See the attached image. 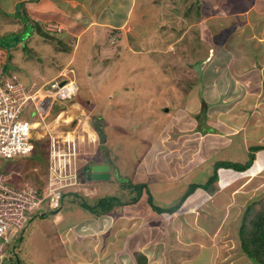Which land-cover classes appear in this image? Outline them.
<instances>
[{"label":"rangeland","instance_id":"1","mask_svg":"<svg viewBox=\"0 0 264 264\" xmlns=\"http://www.w3.org/2000/svg\"><path fill=\"white\" fill-rule=\"evenodd\" d=\"M190 1L148 0L150 11L145 14L148 17L147 20L141 21L140 13L135 12L131 20L134 25H129L126 34H123V31L108 30L106 31L107 43L102 46L101 50L93 52V50L82 48L81 56L74 55L79 52V48L76 46L77 37L72 38L71 36L72 39H68L59 35L60 31L50 32L46 27H52L51 24L40 25L42 33L36 29L38 39L45 44L48 43L54 52L52 55V53L46 54L42 50L41 54L43 55H40L42 62L48 63V69L64 70L61 79H72L76 81L79 88L77 96L69 102L62 103L60 108L55 107L51 112V117L47 118L45 123H48V128H57L58 131L76 129L75 135H83L84 143L80 144V149H76L81 153V160L84 162L94 160L101 154L99 157L106 158V161L118 167L119 172L116 170L114 174L120 184L111 187L110 190L118 197L117 200L126 199L124 202H128L130 199L127 198H131L133 195L137 196L140 192L142 197H147L148 189L138 191L131 173L128 174V170L133 171L132 165L138 162L139 158H144L142 157L144 154L148 156L150 153L156 157V160L164 159L167 153L173 150V147L181 145L184 148L182 153L188 157L190 148L196 144L197 155L199 154L197 159L204 158L209 161L219 158V160H229L224 162H232V154H234L232 146L230 149L226 148L227 152H223L224 149L220 152L219 140L216 141V139L220 138L227 142L228 138L235 136L234 139L239 140L238 135L243 136L245 132L252 131V126L260 127L264 132V0H195L196 4L190 7L191 13H189ZM21 7L17 9L14 17L21 21L22 31L19 35L23 40L21 49H24L27 46L28 38L33 34V26L26 23L28 20L20 13ZM14 17H12L13 20H15ZM47 32L51 33V38L43 35H46ZM3 40L8 44L11 43L8 37L4 39L0 36V42ZM60 43L65 44L69 49L66 51L57 50ZM210 49L214 50L215 56L211 60V64H209L210 62L205 64ZM226 50H230L233 57L240 59L239 64H242V59L250 61V63L245 62L241 65L243 67L240 68L239 73L236 66L233 65L234 70L231 73L234 75L236 72L235 78H238L237 80L241 84H237L236 80L233 83L230 78V70L233 67L230 56L227 60L224 59L226 58L224 54L227 55ZM11 51L13 53L10 58H17V52L14 49ZM217 51H220L219 54L216 53ZM24 52L29 54L28 48ZM25 53L21 51L19 53L23 60L27 57ZM59 53L62 57L58 55ZM90 53L93 55L87 57V54ZM224 60L227 61V64L225 62L223 64ZM25 61L27 62V60ZM196 64L201 66V76L195 67ZM209 70L213 74H209ZM15 71L20 73L17 69ZM23 73L21 72L20 75ZM216 75L222 80L216 83L219 86L217 89L211 86ZM206 82L207 84H205ZM40 86L38 85V87ZM245 86L247 92H244L246 94L244 99H239L235 103L236 98L227 97L230 92L229 88L236 90L235 92L239 95ZM120 91L127 92L129 97L124 101L130 100L129 103L132 102L133 109L131 110V104L127 107L128 110L120 109V116L125 115V117L120 119L116 117L117 120L114 122L108 119L109 115H106V111L103 110L105 107L102 109V106H105L102 104V99L106 98V93L112 96L108 99L109 102H112L109 103L110 105L108 104L109 112H111V108H115L113 102L117 98L120 100ZM228 105L232 107L228 109ZM143 108H147L150 113L154 111V115L144 116L142 113L146 111ZM222 108L225 109L222 110ZM233 109L234 111H232ZM24 116L27 119H35L34 115L32 118L30 117L29 111ZM142 117L145 118L142 119ZM200 119L205 120L207 125L214 129L206 143L204 137L201 138L198 135ZM127 121L128 124L124 125ZM58 122L60 123L57 124ZM136 122L144 124L142 131L138 127L140 124L138 125ZM115 123L123 126L125 133L122 130L116 131ZM133 123L136 128L131 129V132L130 129L127 131V127ZM99 130L106 133L102 140L97 134ZM135 130L138 134L133 136L132 131ZM155 132H157V139L156 134L154 135ZM227 132L228 137H224L223 134ZM107 136L110 141L114 139V150L113 147L111 149L108 147L107 141H103ZM62 137L56 138L58 146H61L59 141H63ZM89 137L94 142H90ZM68 139L76 140L73 136ZM214 142L218 143L216 144L217 148L213 145ZM190 143L191 145H189ZM63 145L68 146L67 143ZM209 147H213V149L209 150ZM222 152L224 153L223 157L221 156ZM118 153L122 155L120 158L127 166L125 169L123 168L125 173L122 172V167L119 164ZM139 163L141 162L139 161ZM8 166L13 171V176L17 175L19 182L29 181L36 184L38 183L36 177L40 181L44 178L48 168L43 160H39L38 156L13 160L0 156V170ZM171 168L173 169V166ZM113 170L112 168V172ZM176 170L178 179L174 180V183H180L186 187L190 183L199 184L202 180L201 167L189 174L188 171L185 174ZM120 171L124 174L121 175ZM114 174H112L111 182L115 184ZM120 175L121 179L118 178ZM171 176L168 173L164 177L170 181L169 177ZM155 177L159 178L160 175L157 174ZM263 180L251 183L250 187L249 184L244 186L242 179L240 184L239 181L233 184L236 191L240 193L235 194L234 197L229 194L232 198L228 204L231 205L227 210L223 206V208L221 207L228 215L225 220L223 217L220 219L219 223L221 226L223 224V227L220 233L214 236L217 241L202 252V254L213 253L216 257L215 264H229V259L226 258L225 261L222 259L225 255L237 259L244 257L241 260H245L244 264H253V262L247 261L249 257L241 248L240 241L237 239V230L246 207L264 199ZM86 186V191L81 189L67 194L64 199L66 208L85 212L89 209L83 205L84 202L90 205L95 204L92 200L98 196L97 192L94 187ZM108 189L102 187V190H106L103 192L104 196H112ZM153 193L156 195V192ZM214 203H218L216 198ZM157 205L162 206L160 203ZM59 213L60 211H52L36 216V219L28 224L27 230L23 234V243L22 240L18 242L19 248L16 253L19 257L15 259V255L11 251L9 257H13L14 260L6 258L3 264H69L68 261L72 264H100L99 261L104 260L105 256L103 253L98 256L94 252L96 247L93 242L95 234L92 232L94 217L88 216L83 219L80 225L77 222L73 232L61 234L62 231L59 232V227H55L52 222L53 216ZM203 213L201 212V214ZM76 216L79 217V215ZM76 216L66 218L60 228L64 229L69 226L66 224H73ZM181 219H186V217L182 214ZM102 223H107L106 230L110 232L112 227L106 218H103ZM140 224H136L135 229H139L142 225ZM78 225L79 227H77ZM36 226L39 232L36 231L37 235L34 237V235H30V232ZM91 227V230H86ZM77 229L81 230V235H87L84 241L69 240L70 235L79 234ZM117 232L119 237L122 231ZM62 235L65 240L62 239ZM168 237L170 238V235ZM168 237L165 233L163 243L167 248L163 249H167L169 252L167 250L166 253L156 251V248L149 252L153 259L155 257L159 259L158 264H166L165 257L175 253L172 246L170 248L165 243ZM120 238L118 241L121 240ZM229 241L231 242L229 251H227L224 246L226 244L228 246ZM117 244H115L116 248L112 250L109 248L103 250L108 257L120 259L129 253L134 260H137L136 256L141 254L135 253L129 244L119 248H117ZM81 245H85V247ZM81 249L84 252H81ZM68 257L71 260L65 259Z\"/></svg>","mask_w":264,"mask_h":264},{"label":"crops","instance_id":"2","mask_svg":"<svg viewBox=\"0 0 264 264\" xmlns=\"http://www.w3.org/2000/svg\"><path fill=\"white\" fill-rule=\"evenodd\" d=\"M20 6H22L20 10L25 12V14H27L30 17L31 19L30 24L32 23V21L36 22L39 25L51 24L52 25L51 29H48V27L46 26L45 27L48 30H51L52 32L60 31L59 35H62L63 37L65 36L68 39H70L71 36L72 38L77 37L76 46L79 48V52L74 53V55L76 54L79 56H81L80 53L81 51H83L82 48L88 49L89 51L93 50V52L95 51L98 52L99 50H101L102 46L107 43L108 37H106L107 34L106 31L108 30L123 31L124 32L123 34H126V32H128L127 29L129 28V25H134L133 23H131V20L135 12L140 13L139 19L141 21H145L148 18L147 15L145 14H147L148 11H150L148 0H143L142 2L140 0H0V36L4 37L5 39L6 36L8 35L11 34L16 35L22 31L21 21L17 17H14L15 13L17 12V9ZM257 6L259 5L257 4ZM12 17H14L15 20H13ZM32 26H33V34L31 35L30 38H28L27 46L24 47V49H21L22 48L21 44H23V42L18 43L14 47L15 52H17V56H16L17 58H12V64L14 66L12 68L15 70L17 69V71H19L20 73L24 72L23 75H20V73L18 74L20 75V77L22 76L21 77L22 82L24 83L26 88L30 90L34 89L35 87L37 88L38 85L47 86L55 81H59L61 80V77L63 76L64 73V70L62 69L61 70L48 69V63L42 62V58L40 56L43 55L41 54L42 50H44L46 54L52 53L53 55L54 52L51 50L48 43L45 44V42L40 41L38 39L36 32L37 27L35 25ZM88 38L89 40H87ZM26 48H28L29 54H26L24 52ZM20 51L22 53H25V55H27V57L24 58L25 60H27V62L23 60V57L19 56ZM219 52L220 51H217L216 53L219 54ZM226 52L227 55L224 54V56L226 57L224 59L227 60L230 56L231 65L232 67L233 65L236 66V70L238 71V73L240 71V68L243 67L241 66L242 64H244L245 62L250 63V61H246L242 59L241 61L242 64H239L240 59L233 57V54L230 50H226ZM92 53L87 54V57L93 55ZM58 55L62 57L61 53H59ZM214 56H215L214 50L210 49L208 53V58L205 59V64H208L209 62H210L209 64H211L212 63L211 60H213ZM77 60L79 61V59ZM214 60L217 61V59ZM225 60L223 61V64L225 63L227 64V61ZM23 61L25 64L23 63ZM233 70L234 67L232 68V70H230V73ZM235 73L236 72H234V75H232V73L231 76L229 75L231 80L233 81V83H235L236 80L237 84H241L239 80H237L238 78H235L236 76ZM209 74H213V73H211V71L209 70ZM214 77L216 78L213 79V84H211V86H213L212 88L217 89V87L219 86L216 83H219L222 80L220 79V77H218V75ZM242 79L244 78L242 77ZM233 83L232 85H234ZM205 84H207V82ZM259 87L260 86L258 85V88ZM229 91L230 92L229 94H227V97L236 98L237 101H234L235 103L238 102L239 99H244L243 97H246V94L244 93L245 91L247 92L246 86L244 89H242L239 95L237 92H235L236 90H234L233 88L232 89L229 88ZM126 93L127 92L120 93V97H119L120 100H117L118 99L117 98L116 101L113 102L115 103V108L110 107L111 112H109L108 106L110 105L109 103L112 102H109L108 99L112 98V96L111 95L109 96V94L106 93L107 99L106 98L102 99L103 101L102 104H105V106H102V109L105 107L103 110L106 111L105 112L106 115L107 114L109 115L108 119H111L115 122L117 118L120 119L122 117H125V115L120 116V109L128 110L127 107L130 104H131V110L133 109L132 102L129 103L130 100L127 102L124 101L126 98L129 97L128 94ZM62 105H63L62 103H56L53 109L55 107L60 108ZM229 105H228V109L232 107V106L229 107ZM224 109L225 108H222V110ZM143 110H145L146 112H143L142 114L146 117H150V115H154L153 113L154 111L150 113L147 110V108H143ZM232 111H234V109ZM143 118L145 117H142V119ZM134 123L127 127L128 128L127 131L130 129L131 132V129H133L134 127L136 128V125H134ZM127 124L128 121L124 125ZM137 124L139 125L140 123ZM199 125L200 126H199L198 135L201 138L204 137L205 139L204 142L206 143L207 142L206 140L210 136L211 132H214V129L209 127L206 121L202 119H200ZM115 126H116L115 129L116 131L122 130V132L125 133V129L123 126L117 125L116 123ZM142 126L144 127V124L143 125L140 124L138 126L140 127V130L142 129ZM56 129L57 128H47L49 132H47L46 130V132L43 133V134H47V137L43 138L47 141V143L51 141L50 137H53L55 139V143L58 144L56 138L59 139L60 137L63 136L62 138L64 139L67 133H71L73 138H76V140L73 139V142L67 143L69 147H72L74 149L76 148L80 149L81 147L80 144L84 143L83 135L81 134L75 135L77 131L76 129H71L66 131L65 130L58 131ZM148 130H146V133H148ZM156 133L157 132H155L154 135ZM97 134L98 136H100L99 134H104V132L103 131L101 132L99 130ZM132 134L133 136H136L138 133L135 130L134 132L132 131ZM228 135H229L228 132L223 134L224 137H228ZM234 137L235 136L230 137V139L228 138L227 142H224L220 138L216 139V141L219 140V144L218 143L216 144L219 145L220 152L223 149H224L223 152L224 151L227 152L226 148L230 149V147L232 146L234 154H232L231 161L235 163L239 161L245 162L249 157L251 147L253 148L260 145L264 146V132L261 131L260 127L256 128L252 126V131L245 132L243 136L238 135L239 140L234 139ZM106 139H104L103 141L104 142L107 141L108 147L110 149L113 147L114 150V146H113L114 139L110 141L108 140V136ZM156 139H157V134H156ZM89 141L94 142L90 139V137H89ZM62 142L63 141H59V144H61ZM216 144L214 142L213 145L216 147L217 146ZM189 145H191V143ZM122 146L125 147L124 144H122ZM195 146L196 144H194V146L190 148L189 154H187L188 157L182 153L184 148L181 145L173 147V150L170 151V153H167L164 159L156 160V157L154 155H150L149 153V155L147 156L144 154V156L142 155V157L144 158L142 159L139 158V161L142 163V165L138 161L132 165L133 171L128 170L129 172L128 174L131 173V177L133 178V181L136 184H144L147 186L146 188L148 189V191L152 196V202L154 206L161 208L162 206H164L163 208H168L176 205L177 203H179V201L182 199L184 194L187 192L189 186L191 184H197L196 182L190 183V185L185 187L183 184L174 183L178 179V171L176 169H178L180 172H183L185 174L186 171H188L189 174L197 170L198 167H201L202 180L201 182H199V184H205L212 175L215 169V165L217 163H219L220 161L221 162L229 161V160H219V158H217L218 160L210 159L209 161L204 160V158L202 160L197 159L199 158V154L197 155L198 147ZM208 149L209 150L213 149V147L212 148L209 147ZM193 150L195 151L192 153ZM223 152L221 153L222 157L224 155ZM114 153L116 154V152ZM117 155L119 158L122 157L120 153H118ZM99 156H101V154ZM99 156L96 157L94 160L93 159L89 160V162L88 161L84 162L83 160H81L80 164L82 168V173H81L82 174L81 179L83 184L82 187L84 189L87 187L86 185H88V187H94L98 196L92 200L93 203H96L99 199L104 197L114 198L115 203L113 204L115 206L113 208V211H111L108 214H102L97 216L89 211L83 212L74 208H66L64 202L63 207L60 210V213L53 216L54 219L52 218L53 219L52 222L55 227H59L58 228L59 232L62 231L61 232L62 234L64 232L67 233H70V231L73 232V229L75 230L74 228L75 224L79 222L80 225L83 219H86L88 216L94 217L93 219L95 221L92 224L93 229L91 227L90 229H86V230L92 229V232L95 234L93 240L94 245L96 246L94 251L95 254L99 256L101 253H103L104 256L107 258L106 259L104 257V260L99 261L100 264L103 263L158 264L159 259H157L156 257L153 259V257L149 255V252L150 250L156 248L155 249L156 251H163L164 253H166L167 249L166 250L163 249V248H167L166 246H164L163 243L165 238V233L167 237L170 235V238L168 237L165 243L168 244L170 248L172 246L173 251L175 252L168 255V257H165L166 264H215L214 260L216 259V257L213 255V253L202 254V252L204 249H209L212 245H214L215 241H217L214 239V236L217 233H220L223 227V224L221 226V224L219 223L220 219H222L223 217V220H225L228 215L225 213V211L222 208L224 207V209L226 208L225 210H227L229 209V205H231L228 204L229 200L232 198V197L230 198L229 194H231L234 197L235 194L240 193L236 191V187H234L233 184L237 181H239L240 184V180L242 179L243 185L246 186L249 184L250 187L251 183L259 182L264 179V148H263L261 150L255 151V160L252 166L249 169L245 170L244 172H238V171H233L232 169L219 167L217 169L219 175V182L216 184L219 190L216 193L210 194L207 191L199 188L182 202L180 209L177 212L170 215L166 213H159L158 211H156V209H154L149 203L148 194L146 198L142 197L143 196L142 195L135 203H129L123 206L117 205L116 201H122L124 203V201L126 200V199L117 200L118 197H116L114 193L110 191L111 187L120 184L119 181H117L116 176L114 174V172L116 173V170L119 172L118 167L115 164L112 165V163L106 161V158L102 159ZM119 161H120L119 164L122 167V172H124L126 164L124 161L121 160V158L119 159ZM172 166L174 170L171 168ZM112 168L114 169L113 172H112ZM122 172L120 171L121 175L125 173ZM168 173L172 175L171 177H169L170 181L169 179L164 177ZM112 174H114L116 180L115 184L111 182ZM157 174L160 175L159 178L155 177ZM121 175L118 178L121 179ZM109 183L110 185H107ZM244 186L241 187L243 188ZM102 187H106L107 189L109 188L108 191H110L112 196H107V195L104 196L103 192L106 190H102ZM151 190L152 193L156 192V195L154 193L152 194ZM134 197L135 195L127 199H132ZM215 198L216 201L218 202L217 204L214 203ZM158 203H160L162 206H158L157 205ZM204 204L206 205L204 206ZM201 212L204 213L201 214ZM182 214L184 217H186V219H181ZM76 215H79V217L77 218ZM74 216H76L75 217L76 219L73 220V224H66V226L67 225L69 226L64 229L60 228V225L65 223L66 218L74 217ZM103 218H106L108 224L110 223V227H112L110 232L109 230H106L107 223H102ZM34 219H36V217L31 219L29 223L32 222ZM28 224L25 230L19 235V237L15 238V240L11 243V245L8 248L9 255L12 251V254L15 255V259L19 257V255H17L16 253L19 248L18 242L22 240L23 243V234L27 230ZM136 224L141 225L139 229H135L134 226ZM79 225L77 227H79ZM38 226L41 227L40 225ZM36 231L39 232L37 226L34 228V230L30 232V235L31 236L34 235L35 237V235H37ZM117 231H122L121 234L119 235V237H121L120 241H118L119 237L117 236L118 235ZM77 232L79 233L78 235L69 236L70 241L73 239L78 241H84L85 238H87V235L85 236L83 234L81 235L80 229H77ZM62 239L65 240V237L63 235H62ZM115 242L118 243L117 248L129 244V246L134 249L135 253L136 252L141 253L140 256H136L137 260H134L129 253H127L120 259L116 257L114 258L108 257L107 253L104 252L103 250L104 249L107 250V248H109L110 250L116 248ZM230 242L231 241H229L228 246L227 244L226 246H224L227 248L225 249L227 251H229ZM81 246L85 247V245H81ZM80 251L84 252L83 249H81ZM167 252L169 251L167 250ZM9 255L6 258L14 260V258L13 257L10 258ZM226 258L229 259V264H234V263L244 264L245 262V260L241 261L242 259H244V257L240 259L231 258L230 256L227 255H225V257H222L224 261ZM65 259L71 260L69 259V257ZM247 261L253 262L250 258H248ZM68 262L69 264H72L70 261ZM253 264L256 263L253 262Z\"/></svg>","mask_w":264,"mask_h":264},{"label":"built area","instance_id":"3","mask_svg":"<svg viewBox=\"0 0 264 264\" xmlns=\"http://www.w3.org/2000/svg\"><path fill=\"white\" fill-rule=\"evenodd\" d=\"M7 58V50L0 47V156L6 159L31 157L37 142L47 135L43 134L48 128L45 120L51 116L54 105L74 99L79 88L76 81L67 78L27 89L16 71L4 70ZM63 81L65 84L61 85ZM28 111L35 119L25 118ZM67 135L62 138V146H57L50 137L46 152L48 168L41 185L19 182L11 169L0 170V264L8 257L11 243L31 219L60 211L69 192L86 191L82 188L81 153L63 145L73 142Z\"/></svg>","mask_w":264,"mask_h":264},{"label":"trees","instance_id":"4","mask_svg":"<svg viewBox=\"0 0 264 264\" xmlns=\"http://www.w3.org/2000/svg\"><path fill=\"white\" fill-rule=\"evenodd\" d=\"M190 2H191L190 7L193 6V4L194 5L196 4L195 0H191ZM190 7L188 8L189 13H191ZM20 13L23 14L24 16H26L25 18H27V20H28L26 23L30 24V22H31L30 17L27 14H25V12H23V11H20ZM31 24L35 25L37 27L38 31L40 33H42L40 31L41 27L39 24H37L36 22H33V21ZM20 33L21 32H19L16 35L11 34V35L6 36V38L8 37L9 40L11 41L10 44L5 42L4 40H3V42H0V47H5V49H7V51H8L7 63H5V65L3 66L5 71L10 70L12 67H14L12 64V59L10 58L11 54L13 53L11 51V49H14V47L18 43L23 42L21 35H19ZM50 34H51L50 32H47L46 35L45 34H43V35L45 37L51 38ZM68 49H69V47L65 46V44H63V43H60V46H58V48H57V50H60V51H66ZM47 148H48V143L45 139L38 141L35 153L29 158H33L34 156H38L39 160H43V163H46V165H47V159H46ZM263 148H264L263 145L256 146L253 148L251 147L249 159L245 163L224 162V161L217 163L215 165V169H214L212 175L210 176V178L208 179V181L205 184H191L189 186L187 192L184 194L182 199L179 201V203H177L174 206H171L168 208H161V207L154 206L153 202H152V196H151L150 192L147 191V194L149 196L148 197L149 203L159 213H166V214L172 215L180 209L182 202L189 195H191L193 192H195L197 189L201 188L210 194H214L219 190L216 186V184L219 182V175H218V171H217V169L219 167L232 169V170H235L238 172H244L245 170L249 169L252 166V164L255 160V151L261 150ZM7 168L11 169L9 166ZM36 180L38 182L37 184L35 183L37 186H39L43 183V178L39 181V179L36 177ZM135 186H137L138 191H140L141 189H143V190L147 189L146 188L147 186L144 184H136ZM143 190H141V191H143ZM140 193H139V195L130 199V201H128L127 203H125V202L123 203L122 201H116V203L119 206H123V205L129 204V203H135L141 197L142 194H140ZM114 202H115L114 198L104 197V198L99 199L94 205H90V204L85 203V202L83 203V205L89 209L88 210L89 212L99 216L102 214H108L111 211H113V208L115 206L113 204ZM237 231H238V238L237 239L240 241V245H241L243 252L256 264H264V199L261 202L258 201V203H253V204H250L246 207V209L243 213V218H241V224L239 225V228ZM138 256H140V255H138Z\"/></svg>","mask_w":264,"mask_h":264},{"label":"water","instance_id":"5","mask_svg":"<svg viewBox=\"0 0 264 264\" xmlns=\"http://www.w3.org/2000/svg\"><path fill=\"white\" fill-rule=\"evenodd\" d=\"M196 69L199 71V73H200V75H201V66H200V64H196ZM65 84V82L63 81L62 83H61V85H64ZM100 135V137H105L103 134H99Z\"/></svg>","mask_w":264,"mask_h":264},{"label":"bare ground","instance_id":"6","mask_svg":"<svg viewBox=\"0 0 264 264\" xmlns=\"http://www.w3.org/2000/svg\"><path fill=\"white\" fill-rule=\"evenodd\" d=\"M69 137H72V134L71 133L68 134L67 138H69Z\"/></svg>","mask_w":264,"mask_h":264},{"label":"clouds","instance_id":"7","mask_svg":"<svg viewBox=\"0 0 264 264\" xmlns=\"http://www.w3.org/2000/svg\"><path fill=\"white\" fill-rule=\"evenodd\" d=\"M1 48H3V47H1ZM5 49V48H4ZM7 50V49H6ZM8 52V51H7Z\"/></svg>","mask_w":264,"mask_h":264},{"label":"flooded vegetation","instance_id":"8","mask_svg":"<svg viewBox=\"0 0 264 264\" xmlns=\"http://www.w3.org/2000/svg\"><path fill=\"white\" fill-rule=\"evenodd\" d=\"M104 135V134H103ZM105 136V135H104ZM100 137V136H99ZM101 139H102V137H101Z\"/></svg>","mask_w":264,"mask_h":264}]
</instances>
